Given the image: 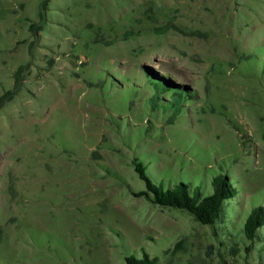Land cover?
Listing matches in <instances>:
<instances>
[{
    "label": "rangeland",
    "instance_id": "374dc122",
    "mask_svg": "<svg viewBox=\"0 0 264 264\" xmlns=\"http://www.w3.org/2000/svg\"><path fill=\"white\" fill-rule=\"evenodd\" d=\"M149 73L187 86L182 113ZM11 89L0 264H127L143 250L264 264V226L243 233L264 206V0H0V96ZM136 157L166 187L229 175L227 217L202 224L137 195Z\"/></svg>",
    "mask_w": 264,
    "mask_h": 264
},
{
    "label": "trees",
    "instance_id": "16d2710c",
    "mask_svg": "<svg viewBox=\"0 0 264 264\" xmlns=\"http://www.w3.org/2000/svg\"><path fill=\"white\" fill-rule=\"evenodd\" d=\"M19 75H16L15 88L19 85ZM149 81L159 89L160 100L168 102L164 104V110L171 111V118L184 111L185 100L191 98L192 94L187 91V86L178 90L170 85L169 81L155 77L149 73ZM171 91V92H170ZM15 90L6 91L0 96V108L13 98ZM180 92V93H178ZM169 93L170 98L166 95ZM156 107V105H154ZM156 109H161L157 108ZM135 169L140 178L145 181L146 189L137 192L139 196H145L151 202L171 208L188 211L202 224L215 225L218 221L226 218L224 212L226 202L236 196L237 189L227 174H217L211 181V186L197 185L192 182L179 181L168 187L163 182H155L147 173L146 164L136 157L133 161ZM264 226V206L258 205L252 208L247 215L243 233L250 241L259 237V230ZM127 264H158V258L152 257L143 250L141 257L129 255L126 257Z\"/></svg>",
    "mask_w": 264,
    "mask_h": 264
}]
</instances>
